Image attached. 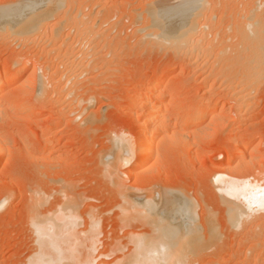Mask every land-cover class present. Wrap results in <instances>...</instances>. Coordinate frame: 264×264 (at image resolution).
Instances as JSON below:
<instances>
[{"label":"rangeland","instance_id":"1","mask_svg":"<svg viewBox=\"0 0 264 264\" xmlns=\"http://www.w3.org/2000/svg\"><path fill=\"white\" fill-rule=\"evenodd\" d=\"M150 1L171 7L184 0H0V12L27 5L42 12L23 34L0 27V73L20 71L26 84L1 102L0 264H33L40 242L30 216L53 215L67 199L79 206L70 239L77 261L90 254L94 264H121L132 253L131 235L149 230L124 219V197L142 204L157 195L206 237L188 264H264V209L234 226L215 183L216 174L264 183V0H197L198 30L179 48L144 34ZM162 79L174 89L164 103L193 102L195 112L213 113L195 126L168 122L165 142H153L158 156L136 171L140 104L146 87ZM11 101L29 104L30 114L11 109ZM178 111L162 115L172 120ZM116 142L127 145L129 164L117 165ZM240 152L245 157L228 162ZM35 197L45 203L35 208ZM177 207L169 210L174 217Z\"/></svg>","mask_w":264,"mask_h":264},{"label":"bare ground","instance_id":"2","mask_svg":"<svg viewBox=\"0 0 264 264\" xmlns=\"http://www.w3.org/2000/svg\"><path fill=\"white\" fill-rule=\"evenodd\" d=\"M153 2L157 3L156 0ZM152 4L153 3H151L150 6ZM157 4H153L151 8L154 7V5L155 7L151 11L149 10L150 14L149 16L146 17L147 31H145L144 34H146V36L149 37L150 40L153 38L151 41H153L156 44L167 45L174 48H179L189 43V41H191L192 39L191 37L194 35L196 30H198L197 24L199 23L198 21L199 20L198 9L200 7L199 1L184 0L180 2L179 5L177 6L171 5V7L169 5L168 7L162 4H160L162 6L158 5L157 7L156 6ZM28 6L29 5H27L26 8L24 9L22 8L19 10L17 9L13 11L12 10L8 11L6 9V11L5 10L1 11L0 27L5 26L4 28H7L6 26H9L10 27L9 29L13 27V29L15 28V30L13 31L17 32V34H23L24 32H26V30L31 28L36 17H38L39 15L41 16L42 13L38 9L32 10V7L31 6L28 7ZM253 19H254L253 12L251 11V15H249L248 18L249 22L247 20L248 22L247 25L249 26V29L252 28L254 29L255 32L257 23L253 22ZM144 30L145 29H140V31H144ZM254 45L256 44L254 43ZM5 82H10L9 90H6L4 88ZM157 83L156 85L151 84L152 86L150 85V87L148 88L146 87V90L144 91L145 93L142 92L144 93L143 96L146 99L145 101L143 99L144 101L143 103L141 104L139 103L141 110H143L141 111L143 115L141 114L142 117H140L139 121L138 118L137 119L135 118L136 122H139V124H141L142 127L141 128L140 125H138L139 127L138 129L141 131H139V133H136L138 134L136 138L134 137L135 140L134 149H136L134 155L136 158L135 160H137V165L136 166L134 165V167H136L135 168L136 171L138 169V165L141 166L142 164L141 167H143L144 163L148 161H152L154 157L158 156L160 152L159 150L156 151L155 153L151 151L153 142L155 141L156 138H159L160 145L165 142L166 131L164 127L166 125L168 126L171 123V121L174 126L176 127L178 126L180 128L195 126L201 124L206 116L213 113L210 107H206V109L204 110L201 109L199 111L196 110L195 112V109H197V107L195 108L192 106L193 102L192 104H190L191 106L189 105L190 107L189 106L187 107V104L185 102H184L185 104L179 103L177 100L175 101L172 100L170 101V103H164V101H162V97H165V95L171 93L174 89L171 86L170 80L162 79V81L160 80L159 83L158 84ZM25 85H26L25 83H22V75L20 71L18 73H14L13 70H7L0 73V112L3 111L2 107H4V106L1 107L2 100L8 94L10 95V93H12L13 90L19 88H25ZM242 93L243 91L241 92V94ZM157 96L159 98H156ZM14 102H16V100ZM18 102L13 103L11 101L10 103L11 109L16 108L17 112L23 114L30 112V108L28 107L29 104L28 105L23 103L18 104ZM76 103L79 104L80 102H76ZM88 103H91L90 100ZM135 104L137 106L133 104H132L133 106L130 105L131 107V108L129 107L130 110L132 109L134 111L133 107L135 108V110L136 107L138 109L139 104L137 103ZM172 109L174 110L180 109V111L183 110V112L181 111L183 114L181 115L180 111H178L179 116L177 115L176 117H173L172 120L171 118L166 117V115L165 116L162 115L163 111L164 112L170 111ZM32 114L34 116L35 115L38 116L39 112H34V113L32 112ZM222 117L223 116H221L220 118L222 119ZM136 122L135 124H137ZM115 138L114 141H118L115 140ZM115 145H117L114 154L116 158L115 160H117V165L127 162L129 164L128 160L130 158L129 156H127L126 153L123 152L124 151L123 148L124 147L126 148L127 145L125 144L126 146H124L122 144V146L124 147H121V144L120 146H118L117 142L115 143ZM243 150H247V149H243ZM253 150L254 149H252V152L256 153L257 150L256 149L254 151ZM245 154H246L245 152L242 153L240 152L239 155L237 156L234 157L229 156L228 162H233V160L239 158L242 159L243 157H245ZM110 157L111 156L107 158ZM111 159L114 158L111 157L110 161ZM109 166L110 165H108V167ZM104 170L110 171V169L108 168ZM260 182L261 181H257V180L255 182H251L249 180L246 182H235L234 180H230L226 178L223 174H218V175L216 174L215 183L217 184L218 189L224 195L225 198L224 202L227 205V213L230 222L234 226L238 227L243 222L245 223L247 222V220H250L249 218L253 217L252 214H255L256 209L257 210L264 209V204L261 203V198L264 197V183H260ZM156 197H158V202L155 201L156 199L154 200V197L153 198L149 197L150 200L148 199V201L144 203L145 201L144 199L142 204L140 203L141 197L139 199L124 197V201L126 203V206L123 210L124 219L139 220L142 223H144L146 226H148L149 230L145 234L140 233V234L131 235L132 237L134 236L133 238H131L130 241L132 243V251H131L132 253L130 256H128V258L125 257V261L121 264H188V260L192 259V257L198 252L199 248L205 245V242L203 240H205L206 237L205 239L202 238L203 236L200 234L201 230L200 229H199L200 231L197 230L193 223L187 224V222L180 220V218L184 219V217L187 215H182L177 205L173 201L169 200L165 196L162 197V195L161 198L163 199L160 198L159 200L158 195ZM44 200L45 199L41 197L36 198L34 200L35 208L38 206H42L43 203H45ZM67 200L69 203L67 202L66 205L63 204L64 206L56 210V212L53 215L50 216L48 215L39 218V216L41 215L37 217L36 215L37 212H36L35 213L36 217L33 218V216H30L33 219L31 220L30 218V221H32L31 222L32 228L34 230V233L37 234L38 240L40 242V244L38 245L40 247L39 249L40 251L38 255L36 254L37 255V257L35 256L36 259L33 258L35 259L33 264H94V261L90 257V254L86 257V259L80 262H78L76 259L75 256L76 241L74 240L75 243L73 241L72 243L70 239L73 237L72 234L76 226H78L79 224L78 216H77L78 215L77 207L79 206L77 203H75L76 200L74 199H73L74 201L72 199L71 200L67 199ZM167 200L171 203L167 204V206L165 207L166 210L168 208L169 210H172L173 206H176L177 215H179V217H177V215L176 217H174L175 216L174 213H170L169 210L167 214L165 213L163 209L164 208L163 204L165 205V201ZM190 217H192L193 220L194 217L193 216ZM193 221L188 220V222H193ZM209 226L211 227L210 224ZM213 230L214 227H211L209 233L211 236L208 235V237L210 238L212 237V238L211 239L207 238L208 240L209 239L212 240L214 238L215 233ZM64 243L66 244V246H62ZM94 249H95L94 246H91L89 248L90 251H93Z\"/></svg>","mask_w":264,"mask_h":264},{"label":"snow or ice","instance_id":"3","mask_svg":"<svg viewBox=\"0 0 264 264\" xmlns=\"http://www.w3.org/2000/svg\"><path fill=\"white\" fill-rule=\"evenodd\" d=\"M261 203L264 204V197L261 198Z\"/></svg>","mask_w":264,"mask_h":264}]
</instances>
